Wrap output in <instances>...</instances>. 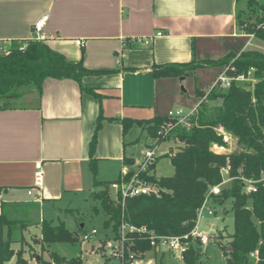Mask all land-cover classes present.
Here are the masks:
<instances>
[{
	"label": "crops",
	"instance_id": "0c3cea01",
	"mask_svg": "<svg viewBox=\"0 0 264 264\" xmlns=\"http://www.w3.org/2000/svg\"><path fill=\"white\" fill-rule=\"evenodd\" d=\"M245 8L246 0H0L1 49L35 38L32 26L45 16L36 39L87 69L111 70L81 78V85L97 94L80 90L73 79L46 78L40 94L29 89L12 100L23 104L0 107V212L26 220L31 226L22 230L25 237L32 227L40 228L45 204L67 205L71 214L77 197L87 199L102 189L93 185L89 164L98 115L95 179L108 186L118 179L122 168H131L154 142L137 122L181 105L192 107L195 85L206 84V89L215 74L204 67L187 77L155 78L153 68L248 50L254 37L236 21ZM158 31L162 35L149 45L132 42ZM121 119L132 124L124 129ZM135 128L141 133L136 138L129 133ZM165 142L171 143L164 154L169 158L179 144L167 139L156 148ZM136 143H143L137 156L127 154ZM38 161L39 186L34 176Z\"/></svg>",
	"mask_w": 264,
	"mask_h": 264
},
{
	"label": "trees",
	"instance_id": "16d2710c",
	"mask_svg": "<svg viewBox=\"0 0 264 264\" xmlns=\"http://www.w3.org/2000/svg\"><path fill=\"white\" fill-rule=\"evenodd\" d=\"M236 21L238 28L245 34H252L264 43L263 0H246V8L237 12ZM22 45L24 48H20ZM204 67L215 69L209 84L223 70L229 75H238L246 74L250 68L255 82L252 85L233 82L227 90L209 94L208 101L198 107L190 128L176 125L165 137H159L157 130L168 120L167 114L155 115L149 120L137 122L147 128L150 136H158V142L173 139L179 144L178 151L169 155L173 166L171 175L146 176L147 180L158 187L157 194L126 198L122 204L120 197L118 201L110 197L107 183L95 179L94 148L102 122V116L98 115L89 142V164L94 177L93 185L101 186L102 189L92 191L90 198L100 205V208L94 205L92 212H102L103 226L109 228L113 236L116 235L122 220L135 226L144 225L160 235L189 234L194 228L196 212L205 194L211 186L221 181L220 168L226 164V160L230 165L231 176L259 178L261 172H264V51L248 49L240 52L230 51L217 59L193 58L186 63L155 66L152 73L155 78L187 77ZM110 71L87 69L81 61L66 59L40 39L14 41L6 51H0V107L9 106L12 100L20 98L29 89H35L40 94L46 78L73 79L79 84L80 90L97 94L94 89L83 87L81 78ZM205 85H195V99L204 95ZM215 99H220V104L210 105L209 102ZM120 121L124 129L132 124V121L125 119ZM217 125H222L237 139L239 151L228 155H218L210 151V144L220 141L214 131ZM263 183L258 184L256 192L246 195L241 191V182L233 179L229 185L222 188L219 195L212 196L213 204L223 205L225 201L230 200L233 212V231L224 236L222 233L219 235L227 240L220 245L226 264H264ZM14 227L23 228L20 220L9 219L1 211L0 264H5L12 257H15V264H29L23 257V250H15L12 247V243L17 241L12 233ZM129 237L136 249L142 252L149 250L145 235L130 234ZM77 241L78 237L71 233L62 221L57 224L44 219L41 221L40 238L36 242L40 243L42 250L44 245ZM187 244V250L183 254L184 263L201 264V246L198 238L190 237ZM251 252H256V258L250 256ZM48 257L49 259L45 260L36 256L37 263L81 264L79 257L66 258L54 251L49 252Z\"/></svg>",
	"mask_w": 264,
	"mask_h": 264
},
{
	"label": "built area",
	"instance_id": "2783aa9c",
	"mask_svg": "<svg viewBox=\"0 0 264 264\" xmlns=\"http://www.w3.org/2000/svg\"><path fill=\"white\" fill-rule=\"evenodd\" d=\"M46 17L42 16L38 18L33 26L32 31L34 37H39V33L45 24ZM161 32H156L153 36L135 38L132 42H138L143 45H149L152 43L154 37L161 36ZM249 36H253L250 34ZM80 44V42H77ZM20 48H24L22 45ZM250 83L251 85L255 82L252 76V68L248 70L246 74L229 75L223 70L220 72L212 83L205 89V93L202 97L196 99V102L188 111L180 107H176L167 112L168 120L163 122L158 130L157 134L159 137H165V135L174 126L181 125L185 128L192 126V119L197 113L198 107L202 103L208 101V95L213 92H223L227 90L231 83ZM216 135L219 137V142H212L210 144V151L214 154L228 155L234 151H237V139L228 132L222 125L214 127ZM158 136L154 138L152 146H149L142 150L141 157L134 162L131 168L123 167L120 176L115 181L109 183L110 188L115 190L116 197L114 200L120 201L123 204L124 199L131 198L138 195L157 194L158 187L146 179V176L151 174L152 166L157 160L155 153L156 143L158 142ZM40 161L35 163L36 171L34 173L36 185L41 183V171ZM221 181L209 188L204 196V199L196 212V221L194 228L189 234L185 235H160L157 234L153 229H150L144 225L135 226L125 221H121L118 227L117 233L109 239H98L97 246H91L90 252L95 253L102 259L101 264H141L143 256L146 252L152 251L153 253L158 252H169L171 255H177L180 259H183V254L187 250V241L189 238H198L200 246L206 245L209 242V238L203 233L198 231L199 221L204 213L207 215L214 214L213 207L211 206L212 196L219 195L223 187L229 185L233 179H238L241 182L242 193L249 195L257 191L258 184L264 182V172H261L259 178L246 177L243 175H230V165L228 160L226 164L220 168ZM264 186V183L262 184ZM130 234L145 235V239L149 245V250L142 252L136 249L134 243L129 237ZM97 235V231L92 229L90 232L84 231L78 241L80 243L90 242ZM134 247V248H133ZM251 257L256 258V252L250 253ZM83 261L81 256H77ZM55 264V263H51Z\"/></svg>",
	"mask_w": 264,
	"mask_h": 264
},
{
	"label": "rangeland",
	"instance_id": "374dc122",
	"mask_svg": "<svg viewBox=\"0 0 264 264\" xmlns=\"http://www.w3.org/2000/svg\"><path fill=\"white\" fill-rule=\"evenodd\" d=\"M264 2V0H263ZM0 51H6L7 48L2 47ZM248 49L264 51V43L257 39L253 38L250 40ZM185 89V87H183ZM220 99L211 100L210 105L220 104ZM12 105L23 104L22 101H11ZM184 111L189 110L188 105H181ZM134 134V138L139 136L140 130L135 128L129 132ZM144 133H142V138ZM170 142H165L156 148L155 153L159 156L158 161L156 162V175L157 176H169L173 173V166L171 165L170 159L164 154L167 151V147L170 145ZM143 143H136L133 148L127 151V154L131 155L133 152L134 156H137L138 152L141 149ZM240 147H237L239 151ZM170 152V151H169ZM168 152V153H169ZM168 155V154H167ZM109 195L112 199L116 197V192L110 186H107ZM96 205L100 208L99 203L91 198L85 199L84 196L77 197V200L70 205L72 208L71 214L66 211L67 205L63 204H50L47 203L41 209V219L51 221L53 224H57L60 221L64 223V226L74 235L80 237L84 231L90 232L92 229L97 231V235L90 242H60L52 243L49 245H44V250L40 248L39 241L40 238V228H31L26 236L22 234V230L30 227L31 225L22 218H16L12 215H7L9 219H17L22 223L23 228L14 227L12 230L13 236L17 239L16 242L12 243V247L15 250L22 249L23 257L27 259L29 264H38L36 256H41L43 259H49L48 254L51 251L57 252L59 255H62L66 258L81 256L83 264H101L102 259L99 255L94 252L91 253V246H97L98 239H109L111 240L113 234L110 229H106L103 226L104 215L99 210L98 213L92 212V207ZM211 206L214 210V214L207 215L204 213L199 221L198 231L203 233L209 238V242L201 247V264H226L225 258L223 256L222 249L220 245L227 242L226 239L220 238V234L226 235L233 231V212L230 208V200H227L223 205L213 204ZM225 210V212L223 211ZM83 224V227L80 229V224ZM5 264H14V257H12ZM141 264H185L183 259H179L177 255H171L169 252H158L153 253L148 251L144 254Z\"/></svg>",
	"mask_w": 264,
	"mask_h": 264
},
{
	"label": "water",
	"instance_id": "95a60500",
	"mask_svg": "<svg viewBox=\"0 0 264 264\" xmlns=\"http://www.w3.org/2000/svg\"><path fill=\"white\" fill-rule=\"evenodd\" d=\"M134 248V247H133Z\"/></svg>",
	"mask_w": 264,
	"mask_h": 264
}]
</instances>
